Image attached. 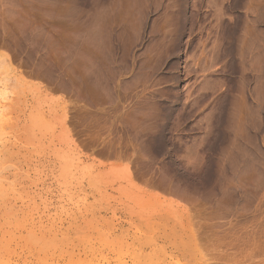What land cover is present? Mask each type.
I'll list each match as a JSON object with an SVG mask.
<instances>
[{"label":"rangeland","instance_id":"obj_1","mask_svg":"<svg viewBox=\"0 0 264 264\" xmlns=\"http://www.w3.org/2000/svg\"><path fill=\"white\" fill-rule=\"evenodd\" d=\"M0 264H264V0H0Z\"/></svg>","mask_w":264,"mask_h":264}]
</instances>
